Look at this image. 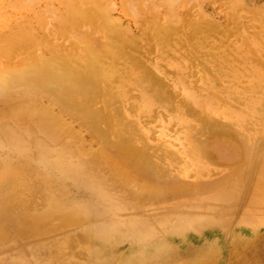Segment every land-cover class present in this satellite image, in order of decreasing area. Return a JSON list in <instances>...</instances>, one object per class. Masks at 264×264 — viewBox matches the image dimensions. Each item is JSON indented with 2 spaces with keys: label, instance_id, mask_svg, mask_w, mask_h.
I'll return each mask as SVG.
<instances>
[{
  "label": "rangeland",
  "instance_id": "374dc122",
  "mask_svg": "<svg viewBox=\"0 0 264 264\" xmlns=\"http://www.w3.org/2000/svg\"><path fill=\"white\" fill-rule=\"evenodd\" d=\"M94 9L99 13L98 19H80ZM159 27L170 32L158 31ZM104 38L106 40L100 42ZM12 41L18 48L10 46ZM108 41L118 46V52L110 56L111 59L106 54L101 57L103 60L99 58L101 62L95 60L112 75L109 73V82L101 85V94L95 96L92 107L102 111L104 105L112 104L109 108L112 107L115 118L121 123L120 133L108 136L106 146L109 148H115L113 145L121 140H129L138 154L144 155L162 172L179 173L185 183L195 182L200 174L199 180L212 182L226 174L225 167L205 161L197 166L192 163V156L198 153L194 133L207 131L206 120L227 126L241 137L254 138V142L255 138H264V0H0V73L13 67L31 73L36 60L52 59L56 55L54 51L72 60L73 67L83 70L88 61L94 60L91 51ZM109 68L113 69L108 71ZM32 84V78L15 79L11 88L0 93V100L12 93L27 94L24 90ZM54 94L42 91L34 97L45 105L51 104L54 113L63 117L69 127L65 142L70 156L83 164L81 168L86 174L67 179L68 194L84 193V199L92 198L93 204L103 208L106 206L103 193L99 195L76 183L78 180L83 184L91 182L87 177L97 179L94 169L83 163L89 161L84 157L80 159L75 151L90 150L98 154L105 145L73 115L65 114V105L57 102L60 94L59 97L57 92ZM27 97L28 94L23 99ZM19 119L24 126L31 125L30 119ZM99 127L97 131L105 133L106 121L101 120ZM41 140L35 138L33 143L26 144L23 154L9 147L0 148V182L24 176L22 195H19L24 200L31 199L33 193L28 187L41 189L40 186L54 179L43 178L30 169L23 176L20 172L2 175L4 162L22 166L29 155L39 166L42 155L38 142ZM20 155H24V159ZM45 160L59 166L51 170L55 179L62 180L60 172L73 168L72 162L61 155L47 154ZM104 174L108 175L102 187L117 204L120 218L129 223L136 218L135 211L126 206L125 197L121 198L113 187L110 174L106 171ZM52 185L55 184L52 182ZM48 207L46 200L34 211L22 209L21 214L41 216ZM145 207L143 211L149 214L156 211L154 205ZM242 211H248V206ZM242 211L237 217L228 218L231 226L242 218ZM189 212L213 218L212 214L199 209ZM179 216L182 215L162 213L149 223L157 227ZM136 226L145 231H157L142 224ZM3 228L5 240L0 247V264H87L76 229L67 230L69 241L65 242L62 232L60 236L39 233V238L30 236L24 242L10 223ZM257 230L261 237L237 250L240 243L233 239L222 244L212 264H264V224Z\"/></svg>",
  "mask_w": 264,
  "mask_h": 264
},
{
  "label": "bare ground",
  "instance_id": "6f19581e",
  "mask_svg": "<svg viewBox=\"0 0 264 264\" xmlns=\"http://www.w3.org/2000/svg\"><path fill=\"white\" fill-rule=\"evenodd\" d=\"M97 15L99 16V13L94 9L81 15L80 19H98L100 16ZM158 31L170 32L164 27H159ZM101 40L106 38L100 39V42ZM13 41L10 46L18 48ZM116 47V44L108 41L94 48L95 50L91 51L94 60L88 61L83 70L73 67L72 60L54 51L56 55L52 59L36 60L38 62L31 73L21 72L22 70L16 67L0 73V93L8 90V87L11 88L15 79L34 80V84L24 90L28 92L27 100L23 99L27 96L26 92L24 96L22 92L12 93L7 95L6 99L4 97L0 100V148L9 147L23 154L26 144L33 143L35 138H42L38 142L42 155L39 166L33 163L29 155H26L23 167L21 163L16 165L4 160L2 175H17L20 172L23 176V173L30 169L43 178L54 179L48 181L46 186L39 185L41 189L28 187L33 193L31 199L26 200L19 197L22 195L21 184L24 183V176L20 179L18 176L11 177L13 180L8 178L0 182V247L5 240L3 227L10 223L24 242L30 236L39 238V233L42 236H60L61 232L65 242L69 241L66 238L67 230L76 229L77 241L81 250L86 253L87 264H212L220 253L219 247L230 239L240 243L235 248L237 250L260 238L261 234L257 229L260 224H264V138H255L254 142V138L241 137L227 126L206 120L204 124L207 131L194 133L198 153L192 156V163L197 166L205 161L225 167L226 174L212 182L199 180L200 174L195 182L185 183L180 179L179 173L169 172L170 170L162 172L159 167L152 166L144 155L138 154L129 140H121L117 145H113L115 148L106 146L109 135L120 133L121 123L115 118L112 107L109 108L112 104L108 107L104 105L102 111H96L92 102L96 95L101 94V85L109 82L112 75L98 62H101L106 54L111 59L110 56L118 52ZM42 91H53V94L57 92L58 97L60 94L57 102L65 105L64 113L73 115L104 143L102 151L99 153L100 150H97L98 154L90 150H85V153L80 149L75 151L80 159L84 157L89 161L83 163L94 169L97 179L86 176L91 182L87 180L88 182L83 184L78 180L76 183L99 195L103 193V202L106 204L103 208L93 204L92 198L84 199V193L76 192L74 196L68 194L70 188L65 186V183L67 179H75V176L85 174L84 169L82 170L83 164L70 156V148L65 142L69 127L63 117L54 113L51 104L45 105L35 99L34 96ZM20 117L30 119L31 125L24 126ZM101 120H105L107 124L105 133L97 131L100 129ZM251 141L254 142L252 146ZM56 147L60 149H55ZM47 154L61 155L64 160L72 162L75 170L72 168L67 172H60L63 179H55L51 170L59 166L48 164L45 160ZM20 156L23 159L25 157ZM104 171L110 174L109 177L114 182L113 187L120 193V197L127 200L126 206L133 209L137 215L129 223L120 218L117 204L102 187L104 177L108 175L104 174ZM46 200L49 207L45 214L37 217L35 213L28 216L26 213L21 214L22 209L34 211L36 207L44 205ZM149 204L156 207V211L151 214L143 211ZM245 206H248V211L243 213L242 208ZM191 209L212 214L213 218L194 215V212H189ZM241 211L242 218L236 225L231 226L228 218ZM162 213H176L182 216L169 219L171 222L162 223L157 227L149 223ZM138 217L140 219H137ZM197 218L203 219L196 220ZM141 224L157 231H145L136 226Z\"/></svg>",
  "mask_w": 264,
  "mask_h": 264
}]
</instances>
